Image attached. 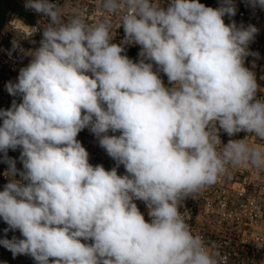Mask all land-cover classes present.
I'll list each match as a JSON object with an SVG mask.
<instances>
[{
  "label": "clouds",
  "instance_id": "obj_1",
  "mask_svg": "<svg viewBox=\"0 0 264 264\" xmlns=\"http://www.w3.org/2000/svg\"><path fill=\"white\" fill-rule=\"evenodd\" d=\"M24 7L45 22L21 32L9 21L12 49L32 59L6 85L21 102L0 110V152L20 147L24 168L8 161L0 218L24 238L0 244L37 264H228L180 207L230 168L264 169V96L245 67L256 27L224 22L232 0H100L95 22L59 0ZM38 32L40 46L23 49ZM126 45L140 46L138 62ZM85 128L125 175L89 163L77 140Z\"/></svg>",
  "mask_w": 264,
  "mask_h": 264
},
{
  "label": "built area",
  "instance_id": "obj_2",
  "mask_svg": "<svg viewBox=\"0 0 264 264\" xmlns=\"http://www.w3.org/2000/svg\"><path fill=\"white\" fill-rule=\"evenodd\" d=\"M66 4L70 12H81L89 22L100 19V0H59ZM202 4L212 8L221 6L223 0H200ZM235 5L234 16H224L226 24H235L240 27L253 25L257 29L254 39L249 43L251 53L245 58V67L253 71L261 92L258 96H264V8L254 5L252 0H232ZM17 5L24 11V15L17 12L11 14L0 27V110L11 108L13 101L19 104L20 95L12 96L7 91L6 85L18 82L20 69L26 67L31 56H24L19 51L12 49L13 33L9 28V21L14 20L18 29L23 32L30 30L38 22L44 23V18L38 17L32 11L24 7V0H17ZM167 6V0H164ZM114 43H120L124 36L123 29H119L118 18H114L112 29ZM42 33H36L29 40L20 41L25 50L38 48ZM35 41L32 43L31 41ZM140 52L139 45H126L124 55L134 62H138ZM154 71L158 69L154 66ZM165 86H170L167 76L158 72ZM2 125V119H0ZM112 133L108 135H119ZM245 133L241 132L231 139H242ZM222 143H227L230 137L221 131ZM77 140L89 153V163L93 166L102 165L106 170L117 168L118 175H125L123 165L117 166L99 144L98 137L89 128H85L77 136ZM247 142L253 146L256 142L254 136L247 137ZM222 147V146H221ZM20 147L15 150L8 149L5 156L0 152V191L8 183V177L4 173L9 168V160L15 161V167L19 172L24 171L21 161ZM264 176L261 169L250 166L230 168L215 184L208 186L182 202L180 212L186 222L195 233L201 234L210 245L215 244L222 254L228 257V264H264ZM16 179H21L17 174ZM26 183V182H25ZM144 214L146 220H150L147 207L143 201H134ZM23 239L18 229H11L0 218V240ZM92 243V241H82ZM0 264H37L30 255H13V253L0 244Z\"/></svg>",
  "mask_w": 264,
  "mask_h": 264
},
{
  "label": "trees",
  "instance_id": "obj_3",
  "mask_svg": "<svg viewBox=\"0 0 264 264\" xmlns=\"http://www.w3.org/2000/svg\"><path fill=\"white\" fill-rule=\"evenodd\" d=\"M0 9L5 12L6 10H12L21 15H24V11L17 5V3L13 0H0ZM2 20H0V26L2 24Z\"/></svg>",
  "mask_w": 264,
  "mask_h": 264
},
{
  "label": "rangeland",
  "instance_id": "obj_4",
  "mask_svg": "<svg viewBox=\"0 0 264 264\" xmlns=\"http://www.w3.org/2000/svg\"><path fill=\"white\" fill-rule=\"evenodd\" d=\"M13 1H15L16 3H17V0H13ZM13 13H15L14 11H12V10H6L5 12H3L1 9H0V20H2L3 22H2V24H1V26L5 23V21H6V19L11 15V14H13ZM0 26V27H1ZM257 145V141L254 143V145L253 146H256ZM261 173L264 175V169H261ZM262 177H264V176H262ZM263 258V260H264V257H262Z\"/></svg>",
  "mask_w": 264,
  "mask_h": 264
}]
</instances>
